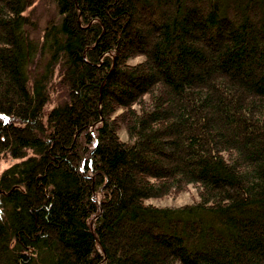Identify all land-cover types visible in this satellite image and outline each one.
Returning a JSON list of instances; mask_svg holds the SVG:
<instances>
[{"label": "trees", "instance_id": "16d2710c", "mask_svg": "<svg viewBox=\"0 0 264 264\" xmlns=\"http://www.w3.org/2000/svg\"><path fill=\"white\" fill-rule=\"evenodd\" d=\"M34 2L0 0V264H264V0H51L41 38Z\"/></svg>", "mask_w": 264, "mask_h": 264}, {"label": "rangeland", "instance_id": "374dc122", "mask_svg": "<svg viewBox=\"0 0 264 264\" xmlns=\"http://www.w3.org/2000/svg\"><path fill=\"white\" fill-rule=\"evenodd\" d=\"M27 13L31 14L33 20H36V28L32 31V34L41 38L43 34V28L45 27L47 21L51 19L56 14L55 4L51 0H35V2L28 8ZM140 59V58H138ZM53 103L48 105L51 107ZM120 135L122 138H127V133L125 129L120 130ZM32 152V150H30ZM21 158H15L11 155L5 154L0 157V174L1 172L20 160ZM199 199L198 189L194 185H190L187 189L181 191L180 193L164 196L161 198H151L148 202H152L160 206H180L187 203H192Z\"/></svg>", "mask_w": 264, "mask_h": 264}, {"label": "water", "instance_id": "95a60500", "mask_svg": "<svg viewBox=\"0 0 264 264\" xmlns=\"http://www.w3.org/2000/svg\"><path fill=\"white\" fill-rule=\"evenodd\" d=\"M91 222H92V225H93V223H94V219H92V221H91Z\"/></svg>", "mask_w": 264, "mask_h": 264}]
</instances>
